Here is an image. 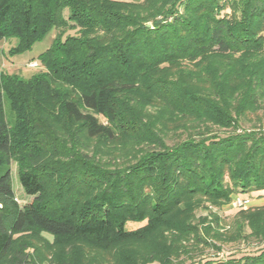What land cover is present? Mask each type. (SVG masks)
<instances>
[{"label": "trees", "instance_id": "trees-1", "mask_svg": "<svg viewBox=\"0 0 264 264\" xmlns=\"http://www.w3.org/2000/svg\"><path fill=\"white\" fill-rule=\"evenodd\" d=\"M53 30L43 70L0 75V264H175L182 238L206 241L179 210L264 194V0H0L9 54ZM93 139L136 154L105 166ZM234 215L264 236V206ZM165 232L172 246L134 249Z\"/></svg>", "mask_w": 264, "mask_h": 264}, {"label": "rangeland", "instance_id": "rangeland-1", "mask_svg": "<svg viewBox=\"0 0 264 264\" xmlns=\"http://www.w3.org/2000/svg\"><path fill=\"white\" fill-rule=\"evenodd\" d=\"M229 14V8L225 9ZM224 11V12H225ZM223 13V12H222ZM56 34L53 30L46 35L42 40L35 42L28 50L17 54H9L11 47L16 44V38L6 37L0 40V75L16 76L18 80L26 81L33 74L43 70L39 64L37 56L43 52L50 44L51 39ZM264 34V32H263ZM35 61L36 66H29L30 62ZM0 86V92H1ZM2 112L7 118L10 110L6 101L3 103ZM250 120H254L250 116ZM264 124V120L262 121ZM260 124L255 121H244L239 124V128H257ZM220 133H225L227 130L217 129ZM174 140V136H169ZM78 140V136H74ZM60 145V137L55 139L54 143ZM171 143V140L168 141ZM89 150L93 153L98 152V159L105 166L117 167L122 166L125 162L133 160L136 151L131 144H124L118 142H100L99 140H87ZM57 146V145H56ZM12 188L14 196L19 205L28 202L31 197L23 191L18 181V165L13 161L10 166ZM236 194H232L230 199L222 201L218 204L209 203V201H202L201 199L192 201L193 203L185 211L179 210L176 217L180 221L188 222L191 225L197 224L199 233L204 236L206 241L199 242L194 237L188 236L186 239L182 238V247L178 256H172L175 264H198L201 260L206 258H220L227 259L238 257L244 254H258L264 251V236H256L251 227L247 224V220L239 215H234L237 208L234 200ZM248 203L242 207L245 210H255L264 206V194H254L253 197H247ZM136 227V225H132ZM207 231L208 233H206ZM242 232V235H241ZM174 233H160L150 237L146 242L135 243L133 246L139 252H146L151 248L160 250L163 242H168L169 246L174 244ZM36 238H39L38 236ZM39 240V239H38ZM173 242V243H172ZM95 243L89 242L87 248H94ZM94 250V249H93ZM107 264H114L112 261L105 259ZM157 264V263H151Z\"/></svg>", "mask_w": 264, "mask_h": 264}, {"label": "built area", "instance_id": "built-area-1", "mask_svg": "<svg viewBox=\"0 0 264 264\" xmlns=\"http://www.w3.org/2000/svg\"><path fill=\"white\" fill-rule=\"evenodd\" d=\"M36 65L37 63L35 61L29 63V66L31 67H34ZM248 201H249L248 198H243V197L236 195L234 204L236 208H242L248 203Z\"/></svg>", "mask_w": 264, "mask_h": 264}, {"label": "water", "instance_id": "water-1", "mask_svg": "<svg viewBox=\"0 0 264 264\" xmlns=\"http://www.w3.org/2000/svg\"><path fill=\"white\" fill-rule=\"evenodd\" d=\"M161 21V19H158V22H160ZM147 26H149V24H147Z\"/></svg>", "mask_w": 264, "mask_h": 264}]
</instances>
